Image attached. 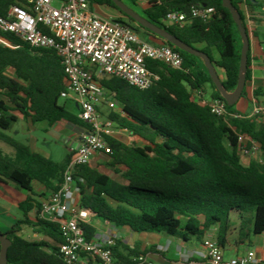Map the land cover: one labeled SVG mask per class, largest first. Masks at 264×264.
Wrapping results in <instances>:
<instances>
[{"label":"trees","instance_id":"trees-1","mask_svg":"<svg viewBox=\"0 0 264 264\" xmlns=\"http://www.w3.org/2000/svg\"><path fill=\"white\" fill-rule=\"evenodd\" d=\"M22 0H0L2 14ZM90 5L106 6L118 11L116 18L140 37H150L154 44L172 47L182 57V67L175 69L164 63L147 60L148 68L160 75L148 89H138L123 79L101 75L100 84L117 102V111L108 113L115 126L143 140V145L126 144L106 135L111 147L110 166L122 173L126 183L84 164L74 169L80 191L79 205L93 216L117 227L125 226L136 233H157L201 241L215 230V238L223 248L232 232L236 242H250L264 233V120L262 115H246L236 110V103L226 105V114L211 113L208 101L223 99L211 80L202 58L183 51L122 13L111 0H88ZM136 7L135 0H122ZM244 19L237 0H230ZM215 8L213 16L190 25H166L161 19L170 10L188 11L192 5ZM133 9V8H132ZM136 11V10H135ZM137 12V11H136ZM139 14L208 55L214 66L224 72L221 81L227 92L237 85L242 38L232 15L222 0H152ZM247 31V30H246ZM16 47L0 44V142L13 148L8 154L0 149V180L8 181L30 194L19 203L23 217L4 233L11 244L7 264H63L57 245L31 241L23 236L24 227L32 232L62 242L57 224L44 221L32 209L41 202L32 195V182L38 181L47 191H57L70 155L55 162L29 150L6 134L18 116L33 123L49 125L65 120L82 130L88 124L65 104H59L64 88V72L57 54L50 49L33 48L11 34L3 33ZM202 44V46H198ZM217 54V57H215ZM246 81L250 78L247 49ZM212 89L204 99L205 85ZM257 94V91L254 92ZM245 87L241 97H245ZM247 135L259 145L255 157L243 161L238 135ZM250 146V143L247 144ZM119 168H123L120 170ZM85 236L91 239L96 229L84 225ZM138 243L131 247L116 239L114 256L129 262L144 251ZM1 248V244H0ZM123 251L125 253H123Z\"/></svg>","mask_w":264,"mask_h":264},{"label":"built area","instance_id":"built-area-1","mask_svg":"<svg viewBox=\"0 0 264 264\" xmlns=\"http://www.w3.org/2000/svg\"><path fill=\"white\" fill-rule=\"evenodd\" d=\"M54 1L58 5H54ZM152 0H135L142 9ZM239 6L246 0H237ZM264 2V0H263ZM88 0H22L0 12V44L16 47L3 33H8L33 48L53 50L60 58L64 72V88L60 97L75 103L78 116L89 129L82 130L76 148L71 149L70 162L63 173L60 188L42 200L37 211L40 219L57 224L62 242L57 244L63 264H153L147 253H139L129 262L118 260L112 251L116 237L94 233L85 236L84 225L90 224L93 213L73 198L76 177L74 169L89 164L103 154L109 156L111 147L105 140L112 135L115 124L100 112V107L117 108V102L98 81L101 75L123 79L138 89L156 84L160 75L151 71L147 60H155L175 69L182 67V57L172 47L143 40L129 26L109 15L97 13ZM214 6L192 5L188 11L170 10L161 21L166 25L185 27L195 19L209 20ZM211 113L226 114V101H208ZM252 115H264V106H254ZM239 152L248 158L259 153V145L247 135H238ZM250 143L248 147L247 144ZM76 188V187H75ZM211 229L202 239L197 260L187 264H264L253 249L244 254L225 258Z\"/></svg>","mask_w":264,"mask_h":264},{"label":"crops","instance_id":"crops-1","mask_svg":"<svg viewBox=\"0 0 264 264\" xmlns=\"http://www.w3.org/2000/svg\"><path fill=\"white\" fill-rule=\"evenodd\" d=\"M239 7L242 11L244 25L249 36L248 52L250 78L245 83L246 96L241 97L236 102V110L242 114L250 116L252 115L253 110L251 112H247L246 110L250 102L253 104V108L254 106H264V29H262V33L259 34L258 32L260 27H264V2L263 0H246V3ZM93 9L97 13L110 16L106 6L96 5L93 6ZM153 42L155 43L156 41ZM198 46L200 47L202 44H199ZM215 57H217V54H215ZM215 70L220 80L223 81V70L216 66ZM255 91H257V94L254 93ZM211 92L212 89L210 86L208 84L205 85L202 97L209 100ZM65 100V105L68 108L73 106L77 108L75 103L68 99ZM105 107L107 106H101L100 112L103 116H108V113L111 110L108 109L103 111V108ZM262 119L264 120V115L262 116ZM81 131L82 129L80 127L65 120H60L49 125L47 121L33 123L30 118L18 116V120L10 130L6 131V134L12 139L25 144L30 151L39 153L55 162H60L67 155H71V149L77 147ZM125 132H127L125 129L118 128V131L113 130L112 136L125 143L127 139H139L135 136L129 135L128 132L127 134ZM52 141H54L55 144H63L65 146L66 153L65 155L63 154L64 156L60 160H54L53 156L56 149L61 148V146L56 145V147L53 148ZM126 144H128V142ZM11 153H13V151ZM104 156L105 155L103 154L94 156L91 159L89 166L101 170L104 164ZM73 186V198L79 203L81 197L79 188L77 185ZM32 190L34 193L32 196L40 202L51 194V192L47 191L38 181L32 182ZM29 194L30 193L27 190L22 189L11 182L0 180V233H6L14 222L23 217L18 206L19 203L24 201ZM36 212L37 211L34 208L30 212V215L34 217ZM90 225L96 229V233L113 235L116 239H120L124 244L131 247L134 243L139 242L142 251L149 246H155L154 250L146 251L153 264H187L189 260H197L196 252L202 249V240L198 241L194 237H189L188 240H182L177 237H170L157 233H136L130 231L125 226L117 227L106 220H101L94 216L90 218ZM29 229L32 232L31 228ZM32 233L40 235L36 241H42L50 246L57 245L49 237L43 236L39 233ZM248 249H253L258 257L264 259V233L253 236L248 243H237L236 232H232L228 237L227 243L223 246V255L226 250V252L230 253L231 256H229V258H231L244 254ZM123 253L125 252L123 251ZM185 254L189 255V260L184 258L183 255ZM152 256H158L159 260L154 261Z\"/></svg>","mask_w":264,"mask_h":264},{"label":"water","instance_id":"water-1","mask_svg":"<svg viewBox=\"0 0 264 264\" xmlns=\"http://www.w3.org/2000/svg\"><path fill=\"white\" fill-rule=\"evenodd\" d=\"M111 1L122 13H124L128 17H131L137 24H139L143 28H146L151 32H153L154 34H156L157 36L167 40L177 48L202 58L205 63V66L208 69L212 82L220 92L223 99L226 101L227 105H233L241 98L246 83L245 71L247 69V49L249 46V36L246 31V28L242 24L240 13L238 12L236 7L232 4L230 0H222V5L227 9H229L242 38L238 80H237L236 88L232 92H227L224 89L222 82L218 74L216 73L215 66L207 54H205L201 50L191 45L186 44L176 36L171 35L162 27L145 19L138 12H136L134 9H132L126 3H124L122 0H111ZM116 21L123 23L122 21L119 20ZM0 244H1L0 264H7V260H8L7 251H8V247L11 244V240L4 233H0Z\"/></svg>","mask_w":264,"mask_h":264},{"label":"rangeland","instance_id":"rangeland-1","mask_svg":"<svg viewBox=\"0 0 264 264\" xmlns=\"http://www.w3.org/2000/svg\"><path fill=\"white\" fill-rule=\"evenodd\" d=\"M54 3V5H58V3L56 2V1H54L53 2ZM108 8V13L110 14V16H112L113 18H123L122 17V15L118 12V11H116V10H114V9H112V8H109V7H107ZM134 10H136L137 12H139L140 14H142V8L141 7H132ZM262 29H264V27L262 28V27H260V29H258V32H259V34L260 33H262ZM264 32V31H263ZM141 38L143 39V40H145V41H148L149 43H152V44H154V42H153V40L150 38V37H148V36H145V35H141ZM59 104H66V100L65 99H63V98H59ZM237 107V106H236ZM117 108H118V106H117ZM117 108H115L114 110L115 111H117ZM69 109L71 110V111H73V112H75V113H78V110H77V108H75L74 106L73 107H69ZM106 110H108V108L107 107H105V108H103V111H106ZM246 110H247V112H251L252 110H253V104L250 102L249 104H248V106H247V108H246ZM114 128H115V126H114ZM115 131H118V127L116 126V128L114 129ZM126 134H127V132H125ZM129 137V136H128ZM128 142V144H136V145H143L144 144V142H143V140H141V139H127L126 140V143ZM56 145H60L61 146V148H59V149H56V151L54 152V156H53V158H54V160H60L61 158H63V156L65 155V153H66V150H65V146L62 144H55V142L54 141H52V146H53V148L54 147H56ZM0 149L3 151V152H5V153H11L12 151H13V148L11 147V146H9L8 144H6V143H4V142H0ZM64 154V155H63ZM104 160H103V167L101 168V170H99L100 172H102V173H106V174H109L110 176H112L115 180H117L118 182H121V183H126L125 182V180H124V178H123V176H122V173H116V172H114L113 171V169L110 167V166H108V162L110 161V157L109 156H104V158H103ZM242 159H243V161H247L248 160V157L247 156H245V155H242ZM120 170H123V168H119ZM136 235H138V234H136ZM23 236L25 237V238H27V239H29V240H31V241H36V239L40 236V235H37V234H33L31 231H30V229L28 228V227H24V229H23ZM31 236V237H30ZM138 248L140 249V250H142V247H141V245H140V243L138 242ZM224 255H225V257L226 258H229V256H231L230 255V253H228V252H226V250L224 251ZM152 258L154 259V261L156 260V261H158L159 260V258H158V256H152Z\"/></svg>","mask_w":264,"mask_h":264},{"label":"flooded vegetation","instance_id":"flooded-vegetation-1","mask_svg":"<svg viewBox=\"0 0 264 264\" xmlns=\"http://www.w3.org/2000/svg\"><path fill=\"white\" fill-rule=\"evenodd\" d=\"M122 17H124L123 15H122ZM125 18V17H124Z\"/></svg>","mask_w":264,"mask_h":264}]
</instances>
